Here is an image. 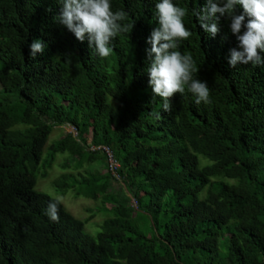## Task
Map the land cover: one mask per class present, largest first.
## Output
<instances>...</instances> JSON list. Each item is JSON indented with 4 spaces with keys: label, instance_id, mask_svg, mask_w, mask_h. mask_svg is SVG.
I'll return each mask as SVG.
<instances>
[{
    "label": "trees",
    "instance_id": "trees-1",
    "mask_svg": "<svg viewBox=\"0 0 264 264\" xmlns=\"http://www.w3.org/2000/svg\"><path fill=\"white\" fill-rule=\"evenodd\" d=\"M110 2L134 27L102 58L58 24L62 0H0V264H264V66L231 67L238 41L230 20L221 17L210 37L192 15L206 0H173L188 10L193 33L179 50L193 56L211 103L197 105L186 89L164 112L147 73L159 0ZM34 39L45 42L36 58ZM64 125L77 134L52 144L45 163L69 152L80 169L106 161L103 150L89 149L106 146L140 209L121 189L110 191L108 163L81 180L64 173L61 191L110 205L97 237L61 201L52 222L45 213L57 198L36 190L49 135ZM199 154L210 163L200 165ZM67 176L74 181L63 183Z\"/></svg>",
    "mask_w": 264,
    "mask_h": 264
},
{
    "label": "clouds",
    "instance_id": "clouds-1",
    "mask_svg": "<svg viewBox=\"0 0 264 264\" xmlns=\"http://www.w3.org/2000/svg\"><path fill=\"white\" fill-rule=\"evenodd\" d=\"M237 6L243 12L237 13ZM158 26L147 39L151 45L147 50L149 86L155 97L162 99V110L172 111L171 99L183 95L187 89L195 97V103H211L210 88L205 81L196 78L199 67L190 53L179 49L183 41L192 36L184 18L188 10L173 3V0H159L155 5ZM200 28L210 37L220 32V19L230 20V31L238 45L230 49L231 67L238 65L264 66V0H206L202 8L192 9ZM58 24L74 34L78 41L86 38L90 48L107 58L113 48L112 41L122 33L133 29L134 23H126L128 13L112 10L110 0H62ZM247 17V20H246ZM225 36L223 39H226ZM29 56L45 52V42L34 39L29 45ZM160 119L161 113H155ZM60 200L48 204L46 215L52 222H59Z\"/></svg>",
    "mask_w": 264,
    "mask_h": 264
},
{
    "label": "rangeland",
    "instance_id": "rangeland-1",
    "mask_svg": "<svg viewBox=\"0 0 264 264\" xmlns=\"http://www.w3.org/2000/svg\"><path fill=\"white\" fill-rule=\"evenodd\" d=\"M72 132L77 134L76 129L71 125L56 126L49 135L47 143L43 150V156L41 163L34 171L36 176V190L46 193L53 198L59 199L64 205L65 209L70 212L76 218L85 222V232L90 236L97 237V235L102 231V225L105 220L110 218L111 215L106 211L105 207H109L107 204L105 207L102 204L101 199L95 200L85 195H75L73 189H69L63 192L59 189L57 182L58 179L64 174L75 175L74 178L80 179L82 176L89 177L91 174L99 175L104 174L107 170L105 163L107 160H100L97 162L88 163L85 162L80 169H76L73 157L69 152H58L55 155L54 161L51 165L45 163L50 154V146L59 141L67 133ZM200 165H205L210 163V160L203 155H198ZM115 180L109 185L111 192H118L121 189L129 198V204L132 202V196L126 188L122 179L115 177ZM61 180L63 183H72L74 179L71 176L66 177V181ZM203 191L200 196L203 198L205 196ZM169 197V195H168ZM135 210L139 211L138 207ZM142 219L140 225L143 229H147L150 226L149 216L141 211ZM226 239L223 237L221 243Z\"/></svg>",
    "mask_w": 264,
    "mask_h": 264
},
{
    "label": "built area",
    "instance_id": "built-area-1",
    "mask_svg": "<svg viewBox=\"0 0 264 264\" xmlns=\"http://www.w3.org/2000/svg\"><path fill=\"white\" fill-rule=\"evenodd\" d=\"M89 149L91 151L103 150L106 154V157H107V163H108V167H109V171H110L111 175L114 178L117 177L118 179H120V175H119L120 163L115 158V155L110 148H108L106 146H98V147L91 146ZM131 206H133L134 208L138 207V203H137V200L135 198H132Z\"/></svg>",
    "mask_w": 264,
    "mask_h": 264
}]
</instances>
